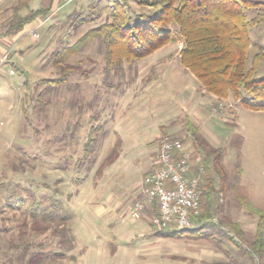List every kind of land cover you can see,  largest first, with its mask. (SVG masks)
Wrapping results in <instances>:
<instances>
[{
    "label": "rangeland",
    "instance_id": "374dc122",
    "mask_svg": "<svg viewBox=\"0 0 264 264\" xmlns=\"http://www.w3.org/2000/svg\"><path fill=\"white\" fill-rule=\"evenodd\" d=\"M112 1L31 0L29 7L48 14L7 36L17 0H0V39L6 41L0 60V264H264V252H245L257 216L237 201L240 196L264 207V110L208 94L180 63L182 38L109 65L103 38L91 36L65 59L76 70L64 84L41 81L58 75L57 51L103 22ZM122 1L136 12H153L136 0ZM260 11L250 7L245 14ZM249 34L251 58L264 52V21ZM258 66L257 76L264 75V58ZM185 120L221 151V173L213 165L209 170L215 191L223 188L212 197L218 226H205L195 237L153 235L152 204L136 218L129 213L142 198L140 180L155 163L162 136L196 147ZM91 128L99 130L85 154ZM138 182L140 194L132 198ZM226 221L239 223L243 238Z\"/></svg>",
    "mask_w": 264,
    "mask_h": 264
},
{
    "label": "trees",
    "instance_id": "16d2710c",
    "mask_svg": "<svg viewBox=\"0 0 264 264\" xmlns=\"http://www.w3.org/2000/svg\"><path fill=\"white\" fill-rule=\"evenodd\" d=\"M29 1L31 0H17L12 16L6 23L4 33L7 36L23 30L25 25L36 17L48 14L47 8L29 7ZM136 2L153 12H136L124 1L113 0L111 6L107 8L103 22L91 27L72 45L63 46L57 51L53 61L59 68L58 75L42 78L41 81L55 86L64 84L76 70V67L67 63L65 59L74 54L91 36L103 38L106 48L105 59L109 65H119L122 61L143 58L168 42L176 41L179 36L183 40L179 55L180 63L193 73L196 81L208 94L218 99L232 96L244 108L264 110V75L257 76L258 65L264 58V52L257 51L251 58L248 53L251 45L250 26L264 21V0H136ZM250 7H256L261 11L248 18L245 13ZM21 9H25L26 12L22 14ZM25 84L27 88L28 82L25 81ZM185 121L186 129L191 132L196 144L194 152L201 154L204 166L203 181L199 184L202 210H199L200 213L195 217L197 224L201 225L177 228L172 224L157 225L150 222L153 235L172 238L187 234L195 237L205 226H218V223L211 219L212 197L223 188L215 191L209 170L210 165H213L221 173L219 163L221 151L219 147L208 146L210 145L208 141L198 133L199 129L189 120ZM98 130L90 129L89 138L84 145L85 154L93 146V136ZM116 154L102 162L98 169L113 162ZM155 166L154 164L153 167ZM237 201L244 209L257 216L253 239L245 252L251 256H259L264 252V207H258L240 196H237ZM52 206L56 208L57 201H53ZM149 208L153 209L154 214L157 212L153 204ZM42 212L46 216L54 215L52 210L42 209ZM202 219L204 221L199 222ZM225 223L233 228L236 236L243 238L244 232L239 223L236 221ZM60 230L61 235L70 232L69 227ZM224 232V236L234 240L233 234ZM26 252L27 250L22 256H25Z\"/></svg>",
    "mask_w": 264,
    "mask_h": 264
},
{
    "label": "built area",
    "instance_id": "2783aa9c",
    "mask_svg": "<svg viewBox=\"0 0 264 264\" xmlns=\"http://www.w3.org/2000/svg\"><path fill=\"white\" fill-rule=\"evenodd\" d=\"M36 34V31H32ZM155 167L141 180L142 198L136 200L129 214L138 217L147 203L156 208L154 224H172L177 228L192 227L200 213L204 166L201 154L186 146L178 137L164 135L159 140Z\"/></svg>",
    "mask_w": 264,
    "mask_h": 264
},
{
    "label": "crops",
    "instance_id": "0c3cea01",
    "mask_svg": "<svg viewBox=\"0 0 264 264\" xmlns=\"http://www.w3.org/2000/svg\"><path fill=\"white\" fill-rule=\"evenodd\" d=\"M25 29V28H24ZM5 40H4V37H2L1 39H0V60H3V57H4V53H5V49H6V46H5ZM126 145H127V143H126ZM124 147H122V148H120L122 151H127V149H128V147H126L125 145H123ZM153 161H151L148 165V170L150 169V168H152L151 166H153V164L154 163H152ZM124 163V162H123ZM141 181V180H140ZM137 185H138V192L137 193H135L134 194V196L132 197V198H136L137 196H139V194H140V183L138 182L137 183ZM132 193V192H131Z\"/></svg>",
    "mask_w": 264,
    "mask_h": 264
},
{
    "label": "water",
    "instance_id": "95a60500",
    "mask_svg": "<svg viewBox=\"0 0 264 264\" xmlns=\"http://www.w3.org/2000/svg\"><path fill=\"white\" fill-rule=\"evenodd\" d=\"M25 74H27V73L25 72L23 75H25Z\"/></svg>",
    "mask_w": 264,
    "mask_h": 264
}]
</instances>
